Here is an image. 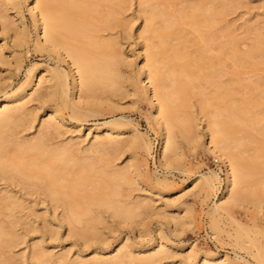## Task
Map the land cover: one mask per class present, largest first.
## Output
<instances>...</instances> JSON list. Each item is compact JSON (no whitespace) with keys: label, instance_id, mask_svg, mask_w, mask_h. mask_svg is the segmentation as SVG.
<instances>
[{"label":"bare ground","instance_id":"bare-ground-1","mask_svg":"<svg viewBox=\"0 0 264 264\" xmlns=\"http://www.w3.org/2000/svg\"><path fill=\"white\" fill-rule=\"evenodd\" d=\"M152 1H140L141 9L150 23L139 34V38H142L141 48L145 52V61L139 75L126 74L121 70V64H126L128 68L131 63L119 51V41L101 34L102 30H110L116 24L124 23L120 14L127 0H32L29 12L37 33V48L49 52V55L55 53L60 61L70 63V71L63 70L59 62L53 68L48 65H31L26 70V80L17 87L12 83L0 84V180L6 186L8 181H16L28 193H38L44 199L56 203V206L58 204L62 208L64 222L70 226V234L78 235L85 244L102 238L96 225L104 220L101 212L90 215L95 208L102 207L123 220H131L140 215V208L149 210L150 204L147 201L123 200L125 194L122 185L133 183V176H140L139 168L135 163L121 168L112 163L119 153L125 151L123 147L126 142L133 147L142 142L146 154L150 153L152 145L144 134L130 126L133 124L131 120L125 123L122 119L110 120L103 126L95 127V138L84 147L81 144L86 140L70 138L64 143L53 139L56 134L57 137L61 134L66 122L72 125L95 115L97 110L94 107L103 104V100H109V95L116 94L124 85L135 95L143 91L151 102L152 117L161 136V161L169 166L183 155L178 137H182L193 150L200 146L199 133L195 131L190 134L194 124L190 123L191 119L185 115L187 113L184 114L186 120L182 119V113L186 112L187 107H183L182 111L181 106L187 105L182 103L187 96L186 90H194L191 84L197 77L216 82L209 91L206 86H203V90L193 91L198 94L202 111L208 115V150L221 158L226 166L225 191L208 211L212 232L216 234L219 231L220 220L225 217L224 211L227 213L228 205L240 206L250 196L256 195L255 192L247 193L245 184L247 172L257 166L260 158L264 162V101L260 100H264V76H257L255 80L249 77L247 82L240 77L232 80L234 74L225 67L228 65L227 58L254 67L264 66V39L261 40L260 35H257L254 46L246 52H240L238 41L228 32L229 27L218 25L219 21L224 20V13L230 9L222 0L182 6L173 16L160 7L162 2L159 4ZM215 1L220 3L216 4ZM20 4L21 0H0V19L4 22L9 20L10 7L22 25L15 32L14 44L27 43ZM11 23L16 24V21ZM180 23L192 26L198 32V37L189 35ZM212 44L219 49V55L209 53L206 46ZM226 44H230V47ZM5 49L15 54L14 48L8 47L4 41L0 45V58H3ZM15 67L18 70L22 67L21 59H17ZM203 69H208V72ZM165 80L176 83L165 85ZM187 80L192 83L188 84ZM196 81L201 85L198 79L193 84ZM231 83L236 86L241 84V88L247 85L245 87L250 86V89H254L251 88L255 86L254 83L261 84L262 87L258 85L261 89L257 90L263 95L260 97L256 92V95L248 94L250 89H244L245 93L238 90V94H242L238 96L234 94L236 87ZM171 85L173 88H169ZM176 94L182 95L177 97ZM33 100L38 102L40 108L46 106L48 117L41 121L38 135L26 139L21 131L31 127L38 115L28 109V104ZM112 107L117 108L115 105ZM249 129L262 138L250 133L247 137H236L237 131L249 132ZM122 135H127V138L121 139ZM245 139L249 144H254L258 152L244 156L242 151L247 149L240 148L248 147ZM109 155L112 158L105 157ZM93 172L101 174L104 177L102 180L106 178L108 185H103L107 190L101 185L103 181L91 184L90 189L89 175L91 177ZM202 178L207 189L215 190V183L219 179L216 173L203 175ZM165 181L167 178L162 180L156 177L155 182ZM22 207L19 197L11 194L10 190H0V264H13V249L24 239L18 231ZM176 212L171 218L177 225L187 216L185 213L181 215L179 208ZM76 224H82V229L76 230ZM51 230L57 234V231ZM167 244L168 241L162 238L156 244L158 249L153 247V253L137 257L125 240L109 256L94 248L93 255L88 258L78 253L75 259H71L68 254L47 253L42 249V242H39L32 245L29 255L26 253L22 257L29 264H154L162 259ZM251 255L264 264L263 248L257 247ZM190 258V264H242L227 255L218 256L209 252L202 256L193 254Z\"/></svg>","mask_w":264,"mask_h":264},{"label":"rangeland","instance_id":"rangeland-1","mask_svg":"<svg viewBox=\"0 0 264 264\" xmlns=\"http://www.w3.org/2000/svg\"><path fill=\"white\" fill-rule=\"evenodd\" d=\"M140 1L127 0L120 14V18L123 19L125 24H116L112 27L113 29H110L112 32L107 29L101 32L106 38H116L119 41L117 45L119 51L131 63L128 68H126L127 65L124 63L120 65V68L126 74L132 75H139L140 68L144 64L145 52L141 48L142 38H139V34L144 32L150 23L148 19L146 20L148 17L142 11ZM207 1L209 0H153L152 3L160 4L162 2L160 7L166 9L173 16L176 10L182 6L203 4ZM219 1H223L225 5L227 4V8L229 5L230 9L226 10L227 12L223 15L224 20L219 21L218 25L220 27H229L228 32L238 41L237 48L240 52L250 50L257 41V35H260L261 40L264 39V0H225L228 3H225L224 0ZM219 3L216 2V4ZM30 4H32V0L29 2L21 0L20 4L21 12L24 15L27 43H13L15 32L22 25L17 21V17L10 7V11H8L9 22H4L0 19V45L5 41L8 47L10 46L15 50V54L12 55L5 49L3 58H0V84L12 83L14 87H17L26 80V70L31 65L38 67L48 65L53 68L59 62L63 70L66 72L70 71V63L60 61L55 53H50L49 55V52L40 51L37 48V33L29 12ZM10 21H16V24H12ZM180 25L189 35L198 37V32L192 26L187 23H180ZM3 26L6 28L3 29ZM223 41H225V38H223ZM262 45L264 46V44ZM226 46L230 47V44H226ZM206 48L211 55H219V49L214 44L208 45ZM17 59H21L22 67L19 70L15 67ZM227 63L228 65L225 69L227 68V71L234 74L231 78L232 80L240 77L246 78L242 80L247 82L249 77L255 80L257 76H264V66L254 67L249 63L241 64L229 58H227ZM203 70L208 72V69ZM226 77H230V75ZM199 78H195V80H200L201 85L197 84V81L195 82L199 88L193 84L195 80L192 78L194 81L192 80L193 83H190L193 84L191 86L194 90L189 88L186 90L190 93H186L187 96L185 95L186 97L182 103H187V105L181 106V109L189 106V110L186 109L187 107L185 108L186 112L182 109V114L187 113L185 115L191 119L190 123L194 124L190 134L192 135L195 131L199 133L200 146L193 150L191 145L182 137H178L179 142H181L183 155L172 165L168 166L161 161V136L152 117L151 102L143 91H140L141 94L140 92L136 95L132 94L128 87H125L124 82L121 90L116 91V94L111 93L109 100H103V104L94 107L97 110L95 115L82 119L80 122H75L72 125L66 122L67 124L63 131L61 129V134H58V137L56 134L53 139L55 142L62 141L66 143L70 138L76 141L86 140L81 144L84 147L87 142H91L95 138L96 133L93 130L95 127L103 126L104 123L110 120L122 119L125 123L131 120L133 124L130 126L137 128L151 142L152 148L149 154L145 153L142 142L135 147L128 145L126 142L127 145L125 144L123 147V151H125L119 153L120 156L115 157L112 163V165H116L113 166L118 168L135 163L139 168L140 176H133V183L122 185V192L125 194L123 200L138 199L147 201L150 204L149 210L140 208L138 210L141 212L140 215L131 220H123L102 207L95 208L90 215L101 212L100 214H102L104 219L96 224L98 227L97 232L102 235L99 240L85 244L78 235L70 234V226L64 222L62 208L58 207V204L56 206V203L47 198L44 199L38 193H28L16 181H8V186H6L0 180V190H10L11 194L19 197V200L23 203L18 231L24 236V239L13 249L15 259L13 258L12 263L29 264L22 255L26 253L29 255L32 245L39 242H42V249L47 253H53L54 255L68 254L70 255L69 258L75 259L78 253L83 258L92 256L94 248L98 251H103L105 256H109V253L120 242L126 240L128 248L133 249L135 256L145 257L153 253L155 251L154 248L158 249L156 244L164 238L168 241L165 254L162 255V259L154 264H190L191 255L199 254L202 256L206 252L217 254L218 256L227 255L232 260L239 261L242 264H262L251 255L257 247L264 249V162H261L262 158L259 159L255 168L247 172L246 176L245 190L249 194L255 192L256 195L254 197L250 196L249 200L242 202L240 206L228 205L227 213L224 211L225 217L220 220L219 231L214 234L211 230L208 211L214 202L219 201L225 191L226 166L221 158L208 150L210 145L206 121L208 120V115L201 109L198 94L193 92L195 90H203V86H206L205 88L209 91V89L214 88L213 85L216 82L214 84L211 83L212 80L208 82V78H206L208 79L206 81L205 78ZM188 81L190 80H187V83ZM172 82L170 80L171 84ZM168 83L166 82L165 85ZM174 83L176 82H173V85ZM207 83H209L208 86ZM233 83L235 82L233 81ZM173 85L168 87L173 88ZM231 85L237 88V90H235L236 88L234 89V94L238 96L242 95L240 91V94H238V90L245 93L247 89H250V86L245 87L247 85L243 86V88H241V84L236 86V84L231 83ZM254 85L257 87L252 86L251 88L254 89L248 90L250 92L248 94L256 95L254 94L255 92L257 94L260 92L257 88L261 89L258 87L261 84L256 85L254 83ZM244 89L246 91H243ZM258 95L261 97L263 94L259 93ZM75 97L78 99V93L75 94ZM186 98L187 100L185 101ZM260 100L264 101L262 98ZM114 105L117 106L116 109L112 107ZM45 108L46 106L40 108L35 100L28 104V109L34 113L37 112L36 114L38 115L37 120L32 123L31 127L24 129V131L22 130L23 132L21 131L23 134L21 135L24 138L28 139V137L36 136L41 121L48 117ZM180 114L179 116L182 118L183 116ZM67 115L68 113L65 116ZM185 115L182 118L183 120H186ZM68 121L70 120L68 119ZM196 122L197 125H195ZM79 123H81L80 126H77ZM90 129L92 130L90 131ZM248 133L261 137L255 131H250V129L249 132L244 130L237 131L235 135L236 137H247L250 136ZM120 138L125 139L127 135H122ZM245 141L249 144L248 140L245 139ZM244 148L247 149L245 152L242 151L244 156L258 152L256 146L252 143L248 147L240 148V150H244ZM110 156L105 157L108 158ZM95 173L93 172L91 177L89 175V179H91V181L88 180L90 181V184H88L90 189L92 187L91 184L95 183L94 185H96L102 181V187L108 185L106 178L102 180L103 176L101 177V174ZM212 173H216L219 177L215 183V190L207 189L205 180L202 178L203 175L210 176ZM156 177H160L162 180L167 178V181L156 183ZM104 183L106 184L103 185ZM103 189L107 190L108 188L105 186ZM177 208H179L181 215L185 213L187 218L180 220L176 225L171 216L177 213ZM82 227V224L75 225L76 230H80ZM51 229L57 231V234H53ZM243 246H246V248Z\"/></svg>","mask_w":264,"mask_h":264}]
</instances>
